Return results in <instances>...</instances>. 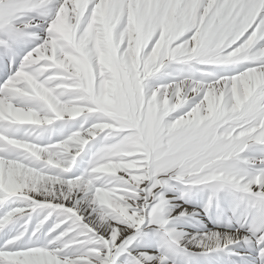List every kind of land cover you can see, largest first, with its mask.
<instances>
[{"label":"snow or ice","instance_id":"1","mask_svg":"<svg viewBox=\"0 0 264 264\" xmlns=\"http://www.w3.org/2000/svg\"><path fill=\"white\" fill-rule=\"evenodd\" d=\"M0 264H264V0H0Z\"/></svg>","mask_w":264,"mask_h":264}]
</instances>
